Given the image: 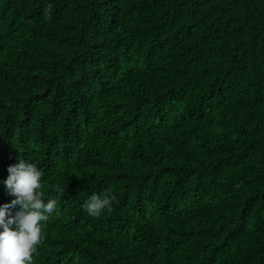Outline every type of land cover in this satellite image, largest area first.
I'll use <instances>...</instances> for the list:
<instances>
[{
  "label": "trees",
  "instance_id": "16d2710c",
  "mask_svg": "<svg viewBox=\"0 0 264 264\" xmlns=\"http://www.w3.org/2000/svg\"><path fill=\"white\" fill-rule=\"evenodd\" d=\"M20 158L65 188L33 264H264V0H0Z\"/></svg>",
  "mask_w": 264,
  "mask_h": 264
},
{
  "label": "clouds",
  "instance_id": "9594fccd",
  "mask_svg": "<svg viewBox=\"0 0 264 264\" xmlns=\"http://www.w3.org/2000/svg\"><path fill=\"white\" fill-rule=\"evenodd\" d=\"M8 173L0 184L14 199L0 205V264H33V257L43 243L46 223L58 212L65 188L57 184L53 189L56 195L45 198L42 172L28 159L20 158L9 166ZM115 201V195L94 193L83 208L88 216L99 218L111 211Z\"/></svg>",
  "mask_w": 264,
  "mask_h": 264
}]
</instances>
